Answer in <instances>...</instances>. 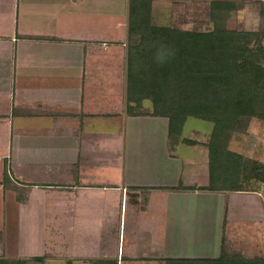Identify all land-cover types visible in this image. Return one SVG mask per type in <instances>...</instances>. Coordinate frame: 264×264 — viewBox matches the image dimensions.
<instances>
[{
	"label": "crops",
	"instance_id": "crops-1",
	"mask_svg": "<svg viewBox=\"0 0 264 264\" xmlns=\"http://www.w3.org/2000/svg\"><path fill=\"white\" fill-rule=\"evenodd\" d=\"M130 9L0 0V257L213 258L237 246L233 222L264 220V176L242 166L237 189L210 188L214 122L204 136L188 135L186 120L172 133L163 92L135 78ZM253 146L229 148L260 166L264 144Z\"/></svg>",
	"mask_w": 264,
	"mask_h": 264
},
{
	"label": "trees",
	"instance_id": "trees-1",
	"mask_svg": "<svg viewBox=\"0 0 264 264\" xmlns=\"http://www.w3.org/2000/svg\"><path fill=\"white\" fill-rule=\"evenodd\" d=\"M151 1L131 0L130 37L135 29L139 30L140 22L149 17ZM217 4L223 3L219 1ZM163 30L168 32V29ZM174 32L170 34L171 41H153L154 47H151L150 37H143L144 34L138 45L131 38L138 66L135 78L147 83L153 94L157 91L165 94L164 113L170 117L172 133L181 129L188 116L214 122L210 142L213 185L210 188L225 186L237 189L234 188L237 186L234 177L239 174L240 167H249L250 164L238 152L231 150L228 142L231 130L235 128L233 116L249 114L264 117L259 105V86L264 78V45L260 41L255 49L249 45L256 32ZM259 165L254 166L256 172L253 173L257 180L264 176V164ZM230 258L222 250L218 257L169 258L167 264H260L262 261L259 258ZM24 263L20 259L0 257V264Z\"/></svg>",
	"mask_w": 264,
	"mask_h": 264
},
{
	"label": "rangeland",
	"instance_id": "rangeland-1",
	"mask_svg": "<svg viewBox=\"0 0 264 264\" xmlns=\"http://www.w3.org/2000/svg\"><path fill=\"white\" fill-rule=\"evenodd\" d=\"M219 1L223 4H217ZM150 6L149 17L143 19L142 23L140 22L142 28L139 27V30L135 29L132 33L131 38L135 40L134 42H137V44L134 43L135 45H138V42L142 40L143 34L145 35L143 37H150L148 39L152 43L151 47H154L153 45L156 46V44L153 41L167 39L169 42L171 41L170 34L174 31L179 33L188 30L201 32L217 30L256 32V35L252 36L249 45L253 49L257 47L259 41L264 45V0H152ZM146 25L147 27H145ZM153 27L160 29L155 30ZM145 28L149 32H146L147 29ZM163 28L168 29V32H165L166 30L164 31ZM242 41H245V39ZM252 57L255 56L252 55ZM262 62L264 64V58ZM259 91L261 99L259 105L264 112V78L259 86ZM164 99L165 94L162 96V101ZM233 118L235 128L231 130V141L229 139L228 145L234 149L243 147L249 153L250 147L253 148L256 142L261 141L264 144V117L247 114L233 116ZM185 120V131L190 136H204L209 132V125L212 124L203 117L188 116ZM256 133L259 135L257 138ZM246 135L255 138L251 141L252 145H250L251 142L246 140ZM252 158L256 159L255 157ZM248 163L250 164L249 168H252V170H254V166L258 165L254 161H252V164ZM244 174L248 177L251 172H244ZM262 197L264 199V196ZM230 227L237 233L231 239L237 246L231 245L229 247L228 243H225V247H223L227 255H230V259L259 258L262 260L260 264H264V220H241L233 222ZM241 235L246 239L240 237ZM236 240L238 242L244 240L243 246L239 247ZM24 264L31 263L25 262Z\"/></svg>",
	"mask_w": 264,
	"mask_h": 264
}]
</instances>
